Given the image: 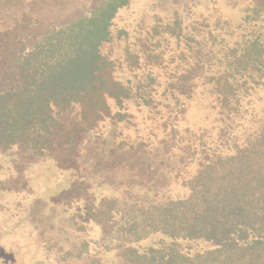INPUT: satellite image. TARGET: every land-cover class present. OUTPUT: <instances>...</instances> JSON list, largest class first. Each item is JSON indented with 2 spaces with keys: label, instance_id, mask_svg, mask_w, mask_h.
<instances>
[{
  "label": "trees",
  "instance_id": "16d2710c",
  "mask_svg": "<svg viewBox=\"0 0 264 264\" xmlns=\"http://www.w3.org/2000/svg\"><path fill=\"white\" fill-rule=\"evenodd\" d=\"M131 1L15 45L0 70V154L38 162L61 141L74 158L85 143L112 181L127 175L123 200L86 204L113 226L123 264H264V0L238 20L213 0L118 26ZM174 182L186 192L163 195Z\"/></svg>",
  "mask_w": 264,
  "mask_h": 264
},
{
  "label": "rangeland",
  "instance_id": "374dc122",
  "mask_svg": "<svg viewBox=\"0 0 264 264\" xmlns=\"http://www.w3.org/2000/svg\"><path fill=\"white\" fill-rule=\"evenodd\" d=\"M101 1L0 0V70L13 67L15 45L25 41L22 44L28 48L52 30L63 29L85 15ZM218 1L223 5L217 7H222L223 13L233 20L242 16L248 2ZM212 2L132 0L131 5L119 13L116 23L133 27L143 17L158 15L167 18L174 10L181 9L179 13L185 15L182 8L185 4L200 3L208 8L213 6ZM207 11L198 10L199 14ZM16 26H23L18 30L21 32L19 37L13 30ZM10 32L12 42L9 43L5 37ZM263 102L264 97L258 98V107ZM204 112L207 110L203 106L191 112L193 126L198 127L204 122ZM58 143L56 153L33 163L16 149L0 154V264H123L121 252L112 239L113 226L93 222L87 214L86 204L91 202L97 208L102 198L123 200L127 188L126 184H120V180L128 176L120 174L112 181L104 169L87 157L85 143L77 145L78 154L74 158L68 157L61 141ZM69 161L72 166L68 167ZM76 184L82 186L72 194ZM160 191L170 197L186 192L176 182L167 194L163 189ZM186 246V243L182 244V247ZM190 246L193 250H201L207 244Z\"/></svg>",
  "mask_w": 264,
  "mask_h": 264
}]
</instances>
